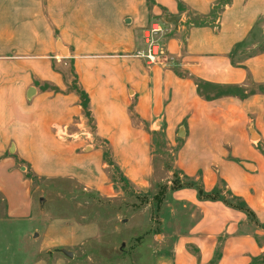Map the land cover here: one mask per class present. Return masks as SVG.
<instances>
[{"label": "crops", "instance_id": "0c3cea01", "mask_svg": "<svg viewBox=\"0 0 264 264\" xmlns=\"http://www.w3.org/2000/svg\"><path fill=\"white\" fill-rule=\"evenodd\" d=\"M56 178L111 201L163 186L151 264H264V0H0V216L38 255L100 232L37 210L34 180Z\"/></svg>", "mask_w": 264, "mask_h": 264}, {"label": "rangeland", "instance_id": "374dc122", "mask_svg": "<svg viewBox=\"0 0 264 264\" xmlns=\"http://www.w3.org/2000/svg\"><path fill=\"white\" fill-rule=\"evenodd\" d=\"M161 23L164 34L169 30V26ZM163 34L160 36L161 44L162 41L164 42ZM163 150L161 155H157L160 160L158 164L166 170L171 168L173 155L171 151ZM137 153L142 160L144 154L138 151ZM38 159L45 164L46 159L43 153L38 156ZM93 159L91 169L100 172L97 158ZM48 162H51V158ZM105 162L108 166L110 165L106 157ZM52 163L54 165L51 164L48 170L65 171L60 157H54ZM109 170L110 167L105 171L109 172ZM70 172L78 174L80 171L71 170ZM88 176L93 177L89 174ZM33 186L39 188L40 197L44 199L42 210L45 207L53 215L67 216L75 221L96 220L100 225V232L96 237L82 244L67 248L72 252V256L55 248L50 254L43 252L38 255L33 246L22 245L21 247L17 241V230L26 229L27 224L23 223L17 229L16 221L0 216V264H34L40 258H47V261H43L42 264H52L53 255L61 257L63 264H151L157 240L160 238V235L154 236V233H151L150 238L147 236L148 225L152 227L155 223L153 213L157 203L154 197L150 199L132 194L126 199L106 200L91 191L83 190L71 179L61 178L36 179ZM40 197L37 196L35 200L38 211ZM6 202L1 201L2 205Z\"/></svg>", "mask_w": 264, "mask_h": 264}, {"label": "built area", "instance_id": "2783aa9c", "mask_svg": "<svg viewBox=\"0 0 264 264\" xmlns=\"http://www.w3.org/2000/svg\"><path fill=\"white\" fill-rule=\"evenodd\" d=\"M162 25L163 24L159 21H153L143 30V41L145 46L142 50L137 51L136 55L144 58L149 64L157 62L163 55V48L160 42V36L163 34ZM82 130L81 137L87 140L90 139L92 135L89 129L85 126ZM57 133L60 137L72 138L71 134H67L65 126L58 127Z\"/></svg>", "mask_w": 264, "mask_h": 264}, {"label": "trees", "instance_id": "16d2710c", "mask_svg": "<svg viewBox=\"0 0 264 264\" xmlns=\"http://www.w3.org/2000/svg\"><path fill=\"white\" fill-rule=\"evenodd\" d=\"M175 184V183H174ZM164 194V187L161 186L157 193L154 195V198L156 200V203L159 204Z\"/></svg>", "mask_w": 264, "mask_h": 264}, {"label": "water", "instance_id": "95a60500", "mask_svg": "<svg viewBox=\"0 0 264 264\" xmlns=\"http://www.w3.org/2000/svg\"><path fill=\"white\" fill-rule=\"evenodd\" d=\"M43 197H40V199H39V206H40V208L42 209V203H43ZM62 253H64V254H66V255H69V256H71L72 255V253L70 252V251H68V250H66V249H64V248H61V249H59Z\"/></svg>", "mask_w": 264, "mask_h": 264}]
</instances>
